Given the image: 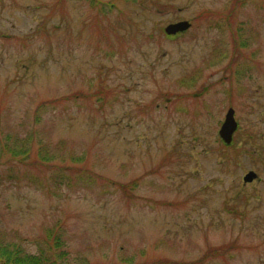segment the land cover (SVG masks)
Returning <instances> with one entry per match:
<instances>
[{
    "label": "rangeland",
    "instance_id": "rangeland-1",
    "mask_svg": "<svg viewBox=\"0 0 264 264\" xmlns=\"http://www.w3.org/2000/svg\"><path fill=\"white\" fill-rule=\"evenodd\" d=\"M92 4L0 0V243L63 264H264V0Z\"/></svg>",
    "mask_w": 264,
    "mask_h": 264
},
{
    "label": "trees",
    "instance_id": "trees-1",
    "mask_svg": "<svg viewBox=\"0 0 264 264\" xmlns=\"http://www.w3.org/2000/svg\"><path fill=\"white\" fill-rule=\"evenodd\" d=\"M92 1L94 0H90L91 4H92ZM234 1L235 2L242 1V3H244L246 0H234ZM233 6L235 7V4L232 5L231 7L232 10H234ZM31 151H32V148L30 146L29 147L22 146L21 144L7 145V152L14 158H20L19 161H21V159L26 160L25 158L29 156ZM35 155H36L35 160L39 164H42V165H48V163H50V160L53 158L51 154H49L45 146H42L41 148H39ZM74 160L77 161V160H80V158H74ZM87 179L89 180L90 178L87 176ZM103 179L115 184L113 181L107 178H103ZM135 184H136V181L128 183L127 191L131 189ZM55 236L56 235H53V234L49 235L47 237V241L49 243V240H50V243H49L50 246L54 248L55 250H58L57 245L55 244V240L57 239V238L54 239ZM58 252H60L58 256H56L58 261L56 259L50 260L48 257H45L43 255H37V254L34 255V254H27V253L25 254L22 251V248L16 243H13V242L5 243V244L0 243V264H63V262H60L59 259L65 253L59 250ZM158 264H172V263L166 262V261H162V262L160 261Z\"/></svg>",
    "mask_w": 264,
    "mask_h": 264
},
{
    "label": "water",
    "instance_id": "water-1",
    "mask_svg": "<svg viewBox=\"0 0 264 264\" xmlns=\"http://www.w3.org/2000/svg\"><path fill=\"white\" fill-rule=\"evenodd\" d=\"M190 27V24L187 21H179L176 23L168 24L164 27V32L168 35H174L178 32H183ZM237 128V123L234 119V111L232 108H229L226 115L224 122L222 123L219 136L225 143L231 142V137L234 131ZM256 178V174L253 171H249L243 178L245 182H251L253 179Z\"/></svg>",
    "mask_w": 264,
    "mask_h": 264
}]
</instances>
